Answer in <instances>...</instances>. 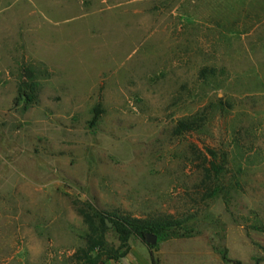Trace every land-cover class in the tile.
I'll return each mask as SVG.
<instances>
[{
  "label": "rangeland",
  "instance_id": "obj_1",
  "mask_svg": "<svg viewBox=\"0 0 264 264\" xmlns=\"http://www.w3.org/2000/svg\"><path fill=\"white\" fill-rule=\"evenodd\" d=\"M78 210L195 213L102 264H264V0H0V264H75Z\"/></svg>",
  "mask_w": 264,
  "mask_h": 264
},
{
  "label": "trees",
  "instance_id": "obj_2",
  "mask_svg": "<svg viewBox=\"0 0 264 264\" xmlns=\"http://www.w3.org/2000/svg\"><path fill=\"white\" fill-rule=\"evenodd\" d=\"M22 98L31 102L34 101L35 95L24 92ZM206 120V114L179 120L173 128V135L181 136L186 133L197 132L202 129ZM202 172L203 179L199 185V189L202 191V200L211 199L224 191L221 182V179L227 173L224 157L218 159L215 151L207 149L205 155H203ZM78 213L83 218V222L89 227V231L84 247L73 254L75 264H102L106 260L120 262L128 253L130 237H137L142 243L146 244V237L149 234L153 236L180 234L182 236L184 233H179L180 230L195 215L193 213L182 218H175L173 215L166 213L148 214L143 217H133L129 213L120 211L109 213L107 216L118 240V246L115 248L105 242L106 222L101 214L93 217L89 212L83 210H78ZM95 219L98 220L96 225ZM150 264H157V260L153 258L152 254L150 255Z\"/></svg>",
  "mask_w": 264,
  "mask_h": 264
},
{
  "label": "water",
  "instance_id": "obj_3",
  "mask_svg": "<svg viewBox=\"0 0 264 264\" xmlns=\"http://www.w3.org/2000/svg\"><path fill=\"white\" fill-rule=\"evenodd\" d=\"M105 222H106L107 227L110 228L111 227V223H108L107 220H105Z\"/></svg>",
  "mask_w": 264,
  "mask_h": 264
}]
</instances>
